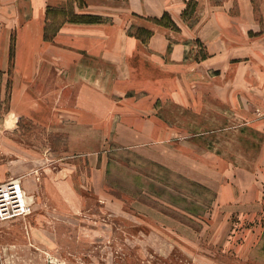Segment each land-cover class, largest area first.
I'll list each match as a JSON object with an SVG mask.
<instances>
[{
	"label": "rangeland",
	"instance_id": "1",
	"mask_svg": "<svg viewBox=\"0 0 264 264\" xmlns=\"http://www.w3.org/2000/svg\"><path fill=\"white\" fill-rule=\"evenodd\" d=\"M195 1L188 22L183 0L149 19L182 53L189 66L171 72L187 70L191 91L172 80L157 102L158 142L128 147L151 128L115 125L100 140L9 115L12 71L0 73V184L18 180L31 206L0 222V264H264V0Z\"/></svg>",
	"mask_w": 264,
	"mask_h": 264
},
{
	"label": "crops",
	"instance_id": "2",
	"mask_svg": "<svg viewBox=\"0 0 264 264\" xmlns=\"http://www.w3.org/2000/svg\"><path fill=\"white\" fill-rule=\"evenodd\" d=\"M1 1L3 80L12 71L9 115L27 118L47 128L83 125L100 140L105 139L106 128L115 125L137 129L142 137L151 128L148 130L151 140H137L128 146L138 148L158 142L159 137L154 134H164L163 127L167 124L156 116V106L175 92L170 87L171 81L182 84L184 93L190 95L191 91L184 88L188 83L187 70L182 74L171 72L172 68L189 65L180 64L182 53L177 47L170 50L165 29L149 21L160 18L166 11L164 0H83L82 6L73 4V12L100 20L62 23L52 22L47 13L50 6L65 7V0ZM132 27H146L153 33L148 41L142 42L129 34ZM108 111L118 115L108 118ZM114 115L119 120L116 124ZM112 133L114 138L115 132ZM97 153L100 154L86 153L87 159L91 161ZM92 168L98 183L103 184L104 161Z\"/></svg>",
	"mask_w": 264,
	"mask_h": 264
},
{
	"label": "built area",
	"instance_id": "3",
	"mask_svg": "<svg viewBox=\"0 0 264 264\" xmlns=\"http://www.w3.org/2000/svg\"><path fill=\"white\" fill-rule=\"evenodd\" d=\"M31 213V206L18 180L0 184V222L24 218Z\"/></svg>",
	"mask_w": 264,
	"mask_h": 264
},
{
	"label": "trees",
	"instance_id": "4",
	"mask_svg": "<svg viewBox=\"0 0 264 264\" xmlns=\"http://www.w3.org/2000/svg\"><path fill=\"white\" fill-rule=\"evenodd\" d=\"M68 7H63V8H55V7H48V13H47V17L48 19L52 20V22H64V21H73V22H81L84 21L83 19H85L86 21H90V22H94V21H98L100 20V18L98 17H85V16H80L77 15L73 12L72 10V6L75 3L78 6H82L84 1L83 0H68ZM184 3L186 5V7L184 8V10L182 11V20L184 22H188V20L190 18H192V16H194V11H193V5H196V1L195 0H184ZM67 8V9H66ZM59 20H58V18ZM157 23H160L157 20ZM190 25H192V23H189ZM50 27H48L46 29V32L48 33L47 36H49V31H50ZM140 39V38H139ZM143 42H146L147 40H143ZM12 60H13V45L11 47L10 50V65L12 64ZM163 177L159 176V178H157L156 176L152 177V179L159 181V182H163ZM158 179V180H157ZM184 195H187V193H185L184 191H182Z\"/></svg>",
	"mask_w": 264,
	"mask_h": 264
}]
</instances>
